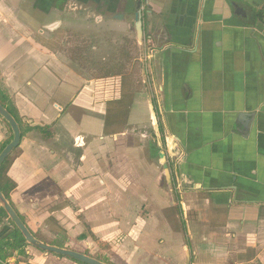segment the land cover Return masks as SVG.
I'll return each instance as SVG.
<instances>
[{
	"label": "crops",
	"instance_id": "0c3cea01",
	"mask_svg": "<svg viewBox=\"0 0 264 264\" xmlns=\"http://www.w3.org/2000/svg\"><path fill=\"white\" fill-rule=\"evenodd\" d=\"M88 3L119 31H135L140 3L141 84L86 79L51 51L65 11ZM260 10L264 0H0V103L21 129L9 196L37 239L98 258L82 249L95 244L111 264H264ZM128 93L124 127L105 128L109 102ZM11 139L0 117V149ZM70 203L94 243L47 239ZM14 230L1 215L0 243ZM0 253V264H75L29 244Z\"/></svg>",
	"mask_w": 264,
	"mask_h": 264
},
{
	"label": "rangeland",
	"instance_id": "374dc122",
	"mask_svg": "<svg viewBox=\"0 0 264 264\" xmlns=\"http://www.w3.org/2000/svg\"><path fill=\"white\" fill-rule=\"evenodd\" d=\"M88 4L86 6L79 4L76 7L71 5L65 11V23L58 30H55L47 41L51 51L64 58L65 63L71 69L77 74L80 73L86 79L112 76L118 73L122 83H126V81L129 83V89L130 87H136L137 83L141 84L143 48L137 44L134 38L133 26L128 31L110 29L109 26L104 25L103 22L105 21L96 19L99 10L94 7V4ZM103 18L106 20V17ZM135 142L138 143L137 140ZM56 206L60 205L56 204L53 208ZM60 208H63V210L65 208L64 215L60 219L58 215L51 216L47 222V239L53 240L58 236L66 238L70 235V239L75 244L94 243L88 235L89 229L86 226L83 227V230L87 237L85 240L79 237L78 233H80L84 223L76 204L70 203V205H63ZM123 239V235L119 234L114 243H123ZM54 242L60 241L54 240ZM82 249L91 252L102 260L112 259V250L98 247L95 244L91 247L85 244ZM75 264L83 263L75 262Z\"/></svg>",
	"mask_w": 264,
	"mask_h": 264
},
{
	"label": "water",
	"instance_id": "95a60500",
	"mask_svg": "<svg viewBox=\"0 0 264 264\" xmlns=\"http://www.w3.org/2000/svg\"><path fill=\"white\" fill-rule=\"evenodd\" d=\"M240 11L243 12L242 10ZM135 31L137 37L138 38L141 37L143 31H142L140 3H138V10L135 13ZM0 117L8 124L9 128L12 131V139L0 150V167H1L5 159L11 154V152L16 147H18L21 140V129L14 116L1 103H0ZM0 206L3 208L4 212L9 217L15 228L23 236L27 244L46 253H51L57 256L66 257L83 264H108L90 255L81 253L79 251L69 248L59 247L56 245H51L37 239L33 235V233L28 229L25 223L22 221V219L17 214L15 209L11 206V204L8 202V200L4 197L1 190H0Z\"/></svg>",
	"mask_w": 264,
	"mask_h": 264
},
{
	"label": "trees",
	"instance_id": "16d2710c",
	"mask_svg": "<svg viewBox=\"0 0 264 264\" xmlns=\"http://www.w3.org/2000/svg\"><path fill=\"white\" fill-rule=\"evenodd\" d=\"M256 17H258L260 20H263L264 19V10L263 11L262 10L253 11L252 18L256 19ZM131 100H132V93H128V95L123 94V96L120 99L113 100V101L109 102V104H111L110 110H111V112H113V119H111V120L109 118L105 119V128H111L112 130H119V129H122V127H124V125L126 123V119H127V113H128V110H129V107L131 104ZM7 110L14 116L16 121L19 122V118H18V115L16 114V112H14L10 108H7ZM49 128L50 127L45 126V127H40L39 129L46 135ZM5 144L6 143H3L1 145V149L5 146ZM11 162H12V157L10 154L5 159V161L3 162V164L0 167V190L3 193L4 197L8 200V202L13 207V205L10 201L9 193L16 187V184L7 176V171H8V168H9ZM3 214H5V212H4L3 208L0 206V216ZM20 218H21V216H20ZM22 221H23V219H22ZM34 236H36V235H34ZM6 238H11V242L7 240V241H4V243L3 242L0 243V250H2L3 246L10 247V248H17V247H21L22 245L27 244L25 242L23 236L20 234V232L16 228ZM96 241L99 242L97 239H96ZM50 244H52V243H50ZM0 258H1V253H0ZM99 260H101L102 262L111 264V263L106 262L102 259H99ZM75 262H77V261H75Z\"/></svg>",
	"mask_w": 264,
	"mask_h": 264
}]
</instances>
